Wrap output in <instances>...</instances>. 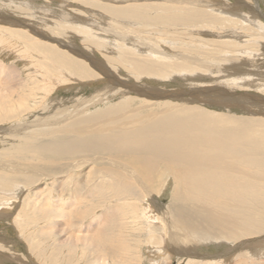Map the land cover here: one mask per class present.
Returning a JSON list of instances; mask_svg holds the SVG:
<instances>
[{"label":"bare ground","instance_id":"6f19581e","mask_svg":"<svg viewBox=\"0 0 264 264\" xmlns=\"http://www.w3.org/2000/svg\"><path fill=\"white\" fill-rule=\"evenodd\" d=\"M111 1L112 6L109 7L102 6L100 2L91 4L94 8H104V15L90 11L93 24L100 25L95 29L110 33L109 27H116L113 30L117 34V40L122 42L100 35L103 44L105 40L112 43L113 48L107 49H116V57L122 56L125 51L139 55L137 60L129 62L139 76H181L190 83H187V87L178 88L181 91L177 94L171 91L173 89L168 84L162 87L149 86V83L145 85L141 81L124 84L113 75L110 68L99 63L95 55L91 54L90 47L93 48L94 45L90 44L94 43V39L88 36H93L92 24H82L84 27L78 32L74 31L72 35L68 33L67 42L52 39V44L49 42L51 37L45 30L38 25L32 27V23L23 29L24 40L31 42L23 44L30 60L25 62V67L19 72L20 80H5V92L0 89V122L15 117L17 119L19 115L15 116L13 112L17 102L23 108L22 112L37 113L36 100L40 96L41 102L45 104L42 107L39 103L41 109L38 112L51 110V89L42 81L54 68L50 69L40 62L37 54H42L43 50H48L47 60L58 66L55 70H61L64 86L82 82L87 76L91 78L90 74L95 72V75L105 77L103 81L106 86L102 84L105 87L103 96L111 92L133 95L143 103L157 104L158 110L150 108L151 110L141 112L140 108H127L128 101H123L111 109L83 115L86 105L73 104L69 109H61L49 116L46 114L47 116L38 118L34 123H19V128H32L27 133H36L41 137L51 136L52 141H56L42 148V151L37 148L42 159L40 161L47 164L53 159H63L65 162L62 165L55 163L53 169L46 171L37 165L33 167L20 162V159L2 161L1 158L6 154L2 156L1 153L0 178L9 183L17 180L19 174L15 173L16 168L20 173L35 172L52 179L61 176L65 178L72 171L90 163L106 173L103 177L113 178L111 187L127 188L132 182L144 196L141 207L134 204L131 206L133 218L140 223L145 236L144 245L151 244L159 251L163 240L167 243L166 251L168 249L172 252L177 257V262L185 264H227L232 259L233 264H246L243 259L250 253L264 255V72L255 71L264 68V59H254L263 51L262 44L259 46L258 43L264 40V12L261 11L259 17L255 15L260 10L255 0H236L237 3L228 0ZM253 1L256 5L249 3ZM64 3L73 7L70 6V1ZM244 7H248L249 11ZM144 9L154 11L155 14L152 17L144 16ZM67 12L73 19L80 18L77 11ZM132 17L133 20L151 23L150 27L130 24L128 28L127 25H122L123 19ZM8 19L6 24H11L12 21ZM24 24L19 23L22 26ZM101 24L107 29L101 27ZM254 27L256 31L252 30ZM210 30L222 33L212 34ZM227 36L234 39H226ZM242 36L250 38L254 43L246 45L242 43L245 40L239 42ZM77 40L81 45L75 42ZM96 45L98 48L99 44ZM237 64L243 67L248 64L249 68L243 69L237 67ZM11 85H17L19 89L6 88ZM249 88L256 90H248ZM238 89L244 90L236 91ZM169 100L177 103L171 105ZM205 105L237 108L250 115H223L206 109ZM16 128L17 125L0 127V133L15 135ZM60 136H65L64 146L61 145ZM7 151L15 155L24 149L14 151L10 148ZM84 154L93 156L88 158ZM168 188L171 190L170 204L168 210L163 211L159 209L158 198ZM62 198L69 200L72 206L79 200H87V196L83 197L76 191ZM149 201L157 214L150 210ZM11 202L14 203L12 200L7 203ZM5 205L3 202L0 204L2 207ZM63 206L62 203L59 209ZM100 217L103 219L97 221L92 230L97 242L102 245L104 243V250L108 249L110 255L123 259L120 263L124 264L129 258H120L119 254H127L129 246L125 244L123 247L124 241L121 236L119 238L120 234L114 233L115 229L111 231L107 224L109 221H117L119 230L120 218L114 220L112 215L107 214ZM102 221L106 222L101 224ZM206 241H215L217 245L222 241L237 243L230 245L222 253L212 252L202 258L198 255V250L201 243ZM87 243L90 245L88 241ZM130 248L136 249L131 257L134 264V259L142 253H139L141 244ZM150 254L151 252H145L148 259ZM105 259L100 263L105 264Z\"/></svg>","mask_w":264,"mask_h":264},{"label":"rangeland","instance_id":"374dc122","mask_svg":"<svg viewBox=\"0 0 264 264\" xmlns=\"http://www.w3.org/2000/svg\"><path fill=\"white\" fill-rule=\"evenodd\" d=\"M67 1H70V3L72 4L70 6L73 7H69L64 3H67ZM228 1H231L232 3L235 1L234 3H237L238 0ZM255 1H257L258 7L260 9V12L258 11L259 14L257 15L258 12H255V15L259 17L261 15V11L264 12V0ZM94 2H100L101 5L105 7L112 6L111 0H0V89L2 90V92L6 90L4 86L7 85L6 83H4V81H8L11 78L14 81L16 79L20 80L19 72H22L23 67H25L26 65L25 62H27V60H30L27 51L23 47V44L31 42H28V40H24L25 37L23 29L24 27L28 28L29 26H31L30 24L32 23V27H36L35 25H38L40 26V28L45 30L46 34L51 37L49 39V42L52 39H62L67 42L68 33L73 34L74 31L78 32L82 27H84L82 26V24H92L94 28L93 36H88V38L94 39V43L90 44L91 46L94 45V49L90 47L92 49L91 54L95 55V58L100 61H98L99 63H103L106 67L110 68L113 72V75L115 74V77L119 78L120 81L125 82L124 84L128 83L129 81L138 83L141 81L142 83H146L145 85H148L149 83V86L158 87H162V85L167 86L166 84H168L169 88L174 90L171 91L176 94L181 91L178 88H184L188 86L187 83L190 82H187L186 79L181 78V76L170 78L166 77V75L150 76L146 74H141L139 76L137 70L132 69L129 63L133 60H137L136 58H139L137 57L139 55H136L135 53H133L134 55L128 54L129 52L125 51L126 53H124L122 56L116 57L118 56V52L115 51L116 49H111L112 51L107 49V47L113 48L112 43H110L108 40H105L103 44L100 41V35L109 36V39L112 41H122L117 40V34L113 30L116 27H109L110 33L103 32V30L95 29L97 26L99 27L100 25L93 24L94 21H91L90 11L99 12L101 15H104L105 12L103 11L104 8L102 10V8L100 9L99 6H97V8L92 7L91 4ZM249 3L256 5L254 4V1ZM77 7H79V9ZM244 8L246 11H249L248 7ZM67 10L79 12V14L77 15H79L80 18L73 19L69 17ZM86 11H88L89 14H87ZM143 12L144 16L149 17H152V15L155 14V12L151 10L148 11L144 9ZM138 18L146 19L143 16H138ZM7 19L12 21L11 24H6ZM122 19L119 21H122ZM134 20L133 17L132 19H123L124 22H122V25H127L128 28H130V24H139L144 25L146 27L147 25H149L150 27L151 23H143L145 22L143 20H140L141 22L136 19ZM19 23H25L28 26L25 24L24 26H22L23 24L19 25ZM44 24L48 26H45ZM102 26H104V24H101V27ZM125 26L121 27L124 28ZM105 28L107 29V27ZM121 30L123 31V29ZM252 30L256 31L255 27ZM209 32H211L212 34L218 32L222 33V31L218 30H210ZM29 36H31V38H34L32 37L33 35ZM227 38L234 39L230 36H227L226 39ZM241 38L242 39L239 38V42L245 40V43L242 42L243 44L247 43L248 45H251L252 42L254 43V41L250 38L247 39L244 36H242ZM70 41L73 42L72 40ZM261 41L262 43L259 42L258 45L260 46L262 44V54L260 55L259 52L257 57H254V59H264V40ZM75 42H77V44H80L78 40ZM50 43L54 44L53 42ZM87 44L89 45V43ZM96 44H99L98 48ZM82 46L85 45L82 43ZM58 47L63 49L62 46ZM39 48L42 49L44 47ZM125 49L128 50L127 48ZM122 51H124V49ZM47 52L48 50H43L42 54H36L39 56L38 58L40 62L43 63V65H48L50 69L54 68V70L50 71L48 77L44 81H42L43 84H48L47 88L51 89L49 92L52 98L51 110H46L40 113L38 112V110L41 109V107H39V103L42 104V107L45 104V102H41V96L38 97V99L36 100L38 106V114L34 112H32L31 114L29 111L22 112L21 110L23 108H21L19 106V103L17 102L15 107L13 108V112L15 116H19L17 117V119L15 117V119L0 122L1 128L10 127L12 125H17V127L19 128V123H34L37 121L38 118H41L42 116H49L50 113H58L61 109H69L73 104L86 105L83 115H88V113H92L93 111L99 112L107 108L111 109V107L118 106L123 101V103H125V101H128L127 104H129L127 108H140L141 112L151 110L150 108L155 111L158 110L157 104L151 105L143 103L133 95L111 92L103 96V94L105 93L104 86H106L105 81H103L105 77L97 76L95 75V72H92L90 74L91 78L87 76V78L82 79V82H74L72 85H70L71 87L67 85L64 86V82H62V79H64V77L60 76L61 70H55L58 66L47 60ZM84 62L87 63L88 61ZM247 65H244L243 67L242 65L237 64V67L248 70L249 66ZM251 68L252 67H250V69ZM261 70L262 72H264V68L255 69V71ZM102 84H104V86H102ZM8 85H10V83H8ZM175 87H177V89H175ZM6 88L19 89V86L11 85ZM120 88L123 89V87ZM242 90L244 89H238L236 91L240 92ZM248 90L255 91L256 89L249 88ZM94 92L98 95H95ZM182 93H185V95L190 94L187 92ZM85 100H87V102ZM169 101L171 105L177 103L173 100ZM204 107H206V109L208 110L214 111V113L219 112L223 115H229V113L232 115L235 114V116L250 115V113L247 112L242 113V111L237 108H219L211 105H205ZM18 128L14 130L15 135H10L11 137L9 135L6 136L5 133L3 135L0 133V155L1 153L2 156L6 154L5 157L1 158L2 161H14V159H20V162H26L33 167L37 165V167L43 168L46 171L53 169L52 167L55 165V163L56 165H62L65 162L63 159L58 161H54L55 159H53V161H49L47 164L43 161H40L42 159H40V156L38 155L39 153H37L38 149H41L42 151V148L56 141H52L53 138L51 136L41 137V135H37L36 133H27L32 129L30 127L25 128V126H20V128ZM60 141L61 145L64 146L65 136H60ZM10 148H13L14 151L19 149H24V151L12 155L9 151H7ZM83 156L89 158L93 155L84 154ZM91 166L92 165H90V163H88L87 165L84 164V166L78 168L75 171H72L68 177L64 178V176H61L58 178H53L54 180L52 179V177L49 178L45 175L35 172L20 173L18 168H16L15 171L16 174H19V176L16 177L17 180H13L11 181V183H9L8 180L4 181L0 178V204L2 202L4 205L6 204L3 207L0 206V264H101L100 262H103V258H106L105 260L108 259V261L104 260L105 264H121L120 260H124L116 258V256H113L112 254L110 255L111 252H109L108 249L104 250L106 247L105 244L103 243L102 245L100 242H97L95 233H93L92 231L96 222L101 221L103 219L100 216L106 214L112 215V219L114 218V220L115 218H120L121 228H119V230L117 229V221H109L107 224H109L108 226L111 228V231L115 229L114 233H118V235L120 234L119 238L121 236L123 239L122 241H124L123 247H125V244L126 246H129L127 249V254L125 252L119 254L120 258L122 256L124 258H129V260L124 262V264H133L131 257L134 256L133 251L136 249H131L130 246L132 247L137 244H141V249L139 253H142L137 255V259L133 257V259L135 258L134 264H185V262H177V257L173 256L172 252H170L168 249L166 251L167 243L163 240L160 243L159 251L156 250V247H153L151 244H143L145 236L141 231L140 223L135 218H133L131 206L134 204L138 207H141L140 205L143 202L142 199L144 198V196L142 197V194L139 192L135 184H132L131 182V184H128L129 187L126 186L127 188L118 187L115 189L111 187L113 186L112 177H103V175H106V173L102 169H99V167L96 165L92 166L94 168H92ZM60 178H63V182ZM11 186H14V188ZM74 191L78 192V194L83 195V197L87 196V200H79L76 205L74 204L75 206H72V204L69 203V200H63L62 197H65L66 194L73 193ZM170 193L171 190L170 188H168L165 192H162L159 195L158 199L160 201V210H168V205L170 204ZM11 200L14 201V203L11 202L10 204H8L7 202ZM62 203L64 204V206L62 209H59ZM148 205L150 207V210L153 211V214H157V211H155V207H153L150 201L148 202ZM15 206L17 207L15 208ZM16 215L17 219L15 218ZM104 222L106 221H102L101 224H103ZM69 223L71 224V226ZM113 224L116 225V227H114ZM154 226H156V223ZM119 231H122V233H119ZM75 235L77 237H75ZM83 239L84 241L82 242ZM87 241L90 243L91 246L87 245ZM224 242L225 241H222V243L218 245L215 243V241L202 242L199 246L198 255L200 254L202 258H205L206 256H208L209 253L212 252L222 253L230 245L232 246L237 243V241H235L234 243L230 242L231 244L229 242H225V245ZM121 250H123V248ZM145 252H151V254L149 255L150 261H148L149 259L148 257H146ZM152 252L157 253L152 254ZM157 256L159 258H157ZM247 256V258L244 257L245 259H243L244 261H246V264H264V255L254 253H252L251 255L250 253V255ZM238 258L240 259V256H238ZM233 263L234 259H232L231 262L229 261L227 264Z\"/></svg>","mask_w":264,"mask_h":264}]
</instances>
